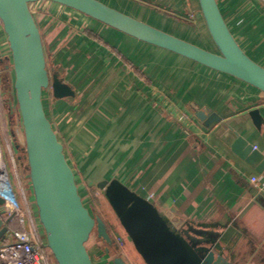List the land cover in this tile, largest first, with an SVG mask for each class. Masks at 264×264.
I'll use <instances>...</instances> for the list:
<instances>
[{"label":"crops","instance_id":"1","mask_svg":"<svg viewBox=\"0 0 264 264\" xmlns=\"http://www.w3.org/2000/svg\"><path fill=\"white\" fill-rule=\"evenodd\" d=\"M102 1L115 6L110 0ZM118 1H130L132 9L139 10L140 15L118 5L116 8L194 43L200 35L189 38L188 31L198 25L196 29L202 32L206 26L201 12H196L200 10L198 0ZM218 2L238 43L264 66V0ZM44 10L36 20L43 36L48 68L55 73L63 66L62 77L77 91L75 100L71 101L55 98L48 90L44 106L74 169L84 177L99 179L97 182L118 178L132 190L149 197L160 211L194 225L219 229L234 225L243 237L237 238L240 241L239 244L236 241L231 263L264 264V175L231 149L234 132H238L264 153V92L231 75L140 41L65 5H55L47 14ZM190 14L196 21H191ZM61 26H65L63 30ZM169 26L177 30H170ZM86 29L97 37L89 36ZM58 44L62 45L57 53ZM0 51L1 57L10 55L1 22ZM90 70L98 73L91 86L97 90L91 94L89 89L82 98L83 92L71 78L73 74L84 75ZM8 71L13 88V70ZM1 73L0 63V139L13 144L24 133L22 125L17 124L15 107L4 106L5 98L15 96L1 87ZM85 97H89L87 102L83 100ZM256 108L263 117L260 128L249 114ZM201 109L208 115L217 114L219 120L206 125L196 117ZM12 126L17 133L14 134ZM29 201L36 230L44 241L45 233L31 196ZM22 206L26 208L25 204ZM4 225L22 227L18 219ZM112 231L115 236L126 237L131 244L117 226ZM103 250L107 252L105 245ZM134 250L120 247L114 252L120 251L131 264H139L140 255ZM97 254L96 260L91 252L95 264H110L107 258L109 254L114 256L113 250L107 252V257Z\"/></svg>","mask_w":264,"mask_h":264},{"label":"water","instance_id":"2","mask_svg":"<svg viewBox=\"0 0 264 264\" xmlns=\"http://www.w3.org/2000/svg\"><path fill=\"white\" fill-rule=\"evenodd\" d=\"M33 0H0V22L7 35L13 70V88L24 133L26 168L37 215L47 246L58 264H95L87 247L94 231L106 251L119 249L115 236L99 214L85 205L74 168L67 159L44 106V94L74 101L77 91L62 73L48 68L42 32L31 10ZM109 25L140 41L172 51L214 70L231 75L264 92V66L254 60L231 32L218 0H198L208 32L217 51L179 37L102 0H50ZM9 68V66H7ZM260 128L259 109L250 111ZM196 117L206 125L219 120L217 114L201 109ZM232 151L264 175V153L244 136L234 132ZM104 191L119 222L146 264H232L231 251L242 232L234 225L224 229L193 222L159 210L148 197L132 190L118 178L103 179ZM5 198L0 197V206ZM1 213V212H0ZM0 216V238L8 226ZM113 264H129L113 252ZM229 253V255H228Z\"/></svg>","mask_w":264,"mask_h":264},{"label":"rangeland","instance_id":"3","mask_svg":"<svg viewBox=\"0 0 264 264\" xmlns=\"http://www.w3.org/2000/svg\"><path fill=\"white\" fill-rule=\"evenodd\" d=\"M110 1H111L112 4H115V6L118 5L119 7L124 8L125 10H129V11L135 13V14L140 15V11L139 10H137L136 8L134 10L132 9V5H131L130 1L128 3L124 2V1L123 2H119L118 0H110ZM30 5H31V7H32V9L34 11V15L36 16V18L40 19V14H42V9H45L44 10L45 11L44 14H47L46 11H48V10L50 11L52 9V7H54L55 5H62V4H59V3H56V2H53V1H50V0H33V1L30 2ZM199 8H200V6H199ZM196 12H201V10H196ZM201 15H202V13H201ZM187 16L183 15V17H185V18H187ZM189 16L192 19L191 21H196V18L192 17L193 16L192 14H190ZM145 18H147L148 20L153 21V19H150L148 17H145ZM202 18H203V15H202ZM204 24H205V20H204ZM64 27L65 26H63V27L61 26V29L64 28ZM196 27H198V25H195L193 30L191 28H189V29H191V31L189 30L190 32L188 31V33H187V31H185L187 34H189V35H186V36H188L189 38L195 39V37L199 34L200 37L197 39V43L198 44H200L203 47L209 48L211 50L217 51V47L214 44L210 33L208 32L207 28H205L206 26H204L202 32H199L198 28L196 29ZM173 28L174 27L169 26L170 30L173 29ZM174 29L177 30V27H175ZM61 45L62 44H58V46L55 47L57 53H58V50L60 49ZM47 48H48L47 50L49 51L48 42H47ZM10 54H11V51H10ZM97 75H98V73L97 72H93L92 70L88 71V73H86L84 75L83 74H78V75H74L73 74L71 80H72V82L76 83V85L78 86L80 91L83 92L82 95L80 94L82 96V98L84 97V95H86V96L88 95L89 89L91 90V94H94L93 91L97 90V87H95L94 90L91 87L92 84H93V79H96ZM11 91H12V93L14 92V96H15V90H13V88H12ZM47 94H48V90L45 92L44 95L46 96ZM5 99H6V102L8 103V105H9V107H12V108L15 107V110L18 111V107H17L18 105H17L16 97H11L9 99L7 97ZM87 99H89V97L88 98L85 97V99H83V100H86V102H87ZM17 122H18L17 123L18 126L21 127L20 118L18 119ZM12 127H13L12 131L14 132V134H15V131L17 133L18 130L15 128V126H12ZM18 138H20V139H17V140H20V142L17 141L18 144L16 142H14L13 144L10 143V142L4 143L0 139L1 140L0 141V148L2 150L1 153H3L2 156H3V159H4L5 163H6L7 170H9L10 175H11V177L13 179L14 186H15V191L17 192L18 197H19V199L21 201V197H20V191L21 190L20 189H21V187L25 189L26 196H27L28 200L27 201H23V203L25 204L26 208L28 207V209H30V207H29V202H30L29 201V196H31L33 203H35V201H34L32 190L30 189L31 185H30V181H29L28 169H26L25 166H24V165H26V159L24 157L25 156V151L22 149V147L24 146V143H25L24 141L25 140H24V136L22 134L20 136H18ZM19 159L22 160V163L20 162ZM12 166L14 167V169H13ZM74 171L76 173V178H77V182H78V185H79V191H80V194H81V196H82V198L84 200L85 205L90 209V211L93 214H99L104 219V221L109 226L110 231H112V227H114V225H115V227L117 226L118 229H120V231L124 235H127L126 232L124 231V229L122 228V226H121V224L119 222V219H118L114 209L112 208V206L110 205L108 199L106 198V196L104 194V191L97 186V184H98L97 181L99 179H97L95 177H92V176L84 177L78 169L77 170L74 169ZM106 179H108V178H106ZM108 180H110V179H108ZM17 182H18V185H17ZM35 209H37L36 206H35ZM35 213L37 215L36 210H35ZM36 219H37V216H36ZM130 243L133 245L132 242H130ZM131 244H129L127 242L126 237H123L122 244H120L119 246L123 250L131 251V250L134 249ZM104 245L106 246V244L101 239L98 238L96 231L93 232V234L91 235L90 240L87 242V247L89 249V252L90 253L92 252V255L94 256V258H96V260H97V258H99V257H97L98 256L97 252L101 253V256H105V257L108 256L107 252H105L103 250V246ZM134 253L137 254L135 250H134ZM109 255H110V257L107 258V259H108L110 264H113V262H112L113 256L111 254H109ZM126 259L129 262V264H131L127 257H126ZM52 262H53V264H58L57 261L55 260L54 256H53V254H52ZM139 264H146V263H144V260H142L141 256L139 257Z\"/></svg>","mask_w":264,"mask_h":264},{"label":"built area","instance_id":"4","mask_svg":"<svg viewBox=\"0 0 264 264\" xmlns=\"http://www.w3.org/2000/svg\"><path fill=\"white\" fill-rule=\"evenodd\" d=\"M1 152L0 148V197L5 198L1 212L8 215L9 221L18 219L22 224L21 228H8L0 242L1 264H52V253L46 238L43 241L39 236L31 210L22 206L23 201L28 200L25 189H20V201ZM252 181H257V177H252ZM116 239L119 245L122 244V236L118 235Z\"/></svg>","mask_w":264,"mask_h":264},{"label":"trees","instance_id":"5","mask_svg":"<svg viewBox=\"0 0 264 264\" xmlns=\"http://www.w3.org/2000/svg\"><path fill=\"white\" fill-rule=\"evenodd\" d=\"M85 32L89 35V36H96L97 37V35L96 34H94L92 31H90V30H88V29H86L85 30ZM0 63H1V68H2V73H1V87L3 88V90H5V91H8V90H11V88H12V78H11V75H10V73H9V71H8V69H10L11 67H10V65H11V62H10V60L9 59H3V60H0ZM7 66H9V68L7 67ZM8 68V69H7ZM4 106H6L7 108H9V105H8V103L6 102V99H4ZM18 107V106H17ZM17 114H18V116H19V118H20V115H19V111H17ZM11 121H12V124H14L15 123V117L13 116V117H11ZM15 140H16V143L18 144V140L15 138ZM21 159V158H20ZM19 159V160H20ZM20 162L22 163V160H20ZM25 166V168H26V165H24ZM27 169V168H26ZM0 216L1 217H3L4 219H9V217H6L5 215H4V213H0ZM14 229H16V228H14ZM112 233H113V231H112ZM113 235H114V233H113ZM113 250V252H114V250H116V249H112Z\"/></svg>","mask_w":264,"mask_h":264},{"label":"flooded vegetation","instance_id":"6","mask_svg":"<svg viewBox=\"0 0 264 264\" xmlns=\"http://www.w3.org/2000/svg\"><path fill=\"white\" fill-rule=\"evenodd\" d=\"M115 236V235H114ZM241 237H243L242 235H241ZM115 239H116V236H115ZM239 241H240V238L238 239V243L237 244H239ZM116 242H117V245H119L118 244V241H117V239H116ZM242 243V242H241ZM243 244V243H242ZM246 244V243H245ZM248 245H250L251 244V241H248V243H247ZM246 244V245H247ZM236 245V244H235ZM235 245H234V247H235ZM234 247H233V249H232V251H231V256L233 255V256H235V254H233L234 253ZM236 249V248H235ZM228 255H229V253H228ZM233 256H232V258H233Z\"/></svg>","mask_w":264,"mask_h":264}]
</instances>
